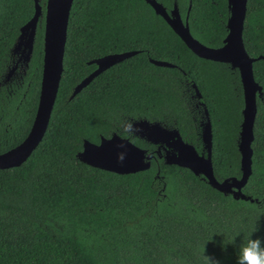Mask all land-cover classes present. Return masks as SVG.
I'll list each match as a JSON object with an SVG mask.
<instances>
[{
	"label": "trees",
	"instance_id": "1",
	"mask_svg": "<svg viewBox=\"0 0 264 264\" xmlns=\"http://www.w3.org/2000/svg\"><path fill=\"white\" fill-rule=\"evenodd\" d=\"M170 9L173 0H156ZM46 0L39 5L44 13ZM188 4L190 35L219 48L227 34L226 0ZM32 0H0V154L27 136L37 107L43 58V17L24 75L1 85L19 29L33 16ZM242 41L261 88L251 144V175L234 200L188 169L165 165L154 146L119 133L123 117L176 129L201 153L204 108L211 124V162L218 182L240 178L237 149L243 94L237 70L194 55L145 0H73L63 71L42 140L18 167L0 170V264H237L238 245L264 239V0H246ZM136 52L71 97L96 69L90 60ZM149 59L173 65L157 67ZM194 84L200 99L194 95ZM203 104V105H202ZM116 134L153 154L149 169L118 175L87 166L83 141ZM258 229L257 231H255ZM236 237V245L228 244Z\"/></svg>",
	"mask_w": 264,
	"mask_h": 264
},
{
	"label": "water",
	"instance_id": "2",
	"mask_svg": "<svg viewBox=\"0 0 264 264\" xmlns=\"http://www.w3.org/2000/svg\"><path fill=\"white\" fill-rule=\"evenodd\" d=\"M34 12L31 19L20 29L19 34L10 50L11 55H18L17 63H21V73L24 74L30 61L36 26L43 17V58L40 90L35 115L30 130L25 139L11 150L0 154V170L18 167L42 140L48 126L52 108L56 99L61 74L63 71V55L66 42V31L70 8L73 0H46L42 14L40 0H32ZM157 16H160L169 28L178 36L185 46L197 57L229 65L237 70L243 94L242 122L238 134L237 149L240 156V178H227L218 182L213 176L211 162L212 136L211 124L204 108V119L201 123L200 140L201 153L185 143L176 129H167L158 123L136 121L139 132L135 137L153 145L154 155L165 165H175L188 169L195 176H202L207 184L223 195H231L234 200L253 202L244 195L241 189L251 175V144L253 141V124L256 114V98H261V88L254 81L252 63L258 58H250L244 49L242 41L243 23L245 17L246 0H226L228 18L226 21L227 34L219 48H207L195 40L189 33L187 17L183 23L176 3L168 14L155 0H145ZM136 52H125L107 55L90 60L88 65L94 64L96 69L77 84L71 97L97 75L111 66L135 55ZM157 67L173 68L174 66L149 59ZM9 69L6 79L15 70ZM194 95L200 99L201 95L194 84L191 85ZM203 105V104H202ZM122 158H118L120 154ZM83 164L106 172L127 175L142 172L150 167L153 154L147 153L131 143L127 138L113 134L110 138H100L98 144L83 141L82 149L76 154Z\"/></svg>",
	"mask_w": 264,
	"mask_h": 264
},
{
	"label": "clouds",
	"instance_id": "3",
	"mask_svg": "<svg viewBox=\"0 0 264 264\" xmlns=\"http://www.w3.org/2000/svg\"><path fill=\"white\" fill-rule=\"evenodd\" d=\"M118 130L124 136H135L139 132L135 119L128 117H123L118 121ZM122 156L123 154L121 153L118 158H122ZM253 233H250L239 243L237 264H264V239L259 237L253 238ZM236 237H232L228 244L236 245ZM204 251L203 257L205 264H220L218 259L205 255Z\"/></svg>",
	"mask_w": 264,
	"mask_h": 264
},
{
	"label": "flooded vegetation",
	"instance_id": "4",
	"mask_svg": "<svg viewBox=\"0 0 264 264\" xmlns=\"http://www.w3.org/2000/svg\"><path fill=\"white\" fill-rule=\"evenodd\" d=\"M155 1H156V0H155ZM156 2H157V1H156ZM174 2L176 3V0H173L170 9H166V8H165L161 3H159V2H157V3H159V4L165 9V11H166L168 14H170V11H171L172 8H173ZM176 6H177V3H176ZM177 9H178V7H177ZM189 9H190V4H188V6H187V10H186L185 18H184L183 20H182V18H181V15H180V12H179V9H178V12H179L180 18H181V20H182L183 23L185 22V19H186L187 15H188ZM18 57H19L18 55H11L12 63H11V67H10V69L14 68V66H16V68H15V70L13 71V73L10 75V77H9L8 79H6V77H5L6 74H5V76H3L4 78H3L2 82H1V85L6 86L7 88H9V87L12 85V83H17V81H19V80L21 79L20 76L24 75V74L21 73V70H20L22 64H21V63H17ZM8 71H9V70H8ZM8 71H7V72H8ZM203 116H204V112H203ZM204 121H205V119H204ZM152 146H153V145H152ZM155 149H156V148L154 147L153 152L155 151ZM157 159H158V158H157Z\"/></svg>",
	"mask_w": 264,
	"mask_h": 264
}]
</instances>
